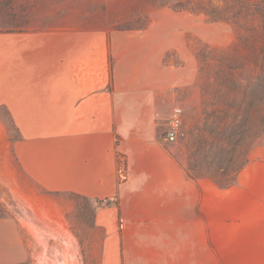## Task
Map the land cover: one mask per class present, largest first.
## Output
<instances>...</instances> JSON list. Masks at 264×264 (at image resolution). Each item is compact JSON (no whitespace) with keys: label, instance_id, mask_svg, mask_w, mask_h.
I'll use <instances>...</instances> for the list:
<instances>
[{"label":"crops","instance_id":"crops-1","mask_svg":"<svg viewBox=\"0 0 264 264\" xmlns=\"http://www.w3.org/2000/svg\"><path fill=\"white\" fill-rule=\"evenodd\" d=\"M32 3L23 0L27 19ZM162 12L148 28L106 31L59 7L53 24L0 31V106L18 131V164L5 169L19 202L55 206L0 210L1 232L15 234L0 239V264H21L30 249L47 245L21 237L19 217L46 232V218L58 216L65 223L57 231H69L62 194L111 202L97 204L86 240L59 264H264L259 149L222 187L210 176L191 177L162 141L163 101L195 78L165 62L184 45L165 34Z\"/></svg>","mask_w":264,"mask_h":264},{"label":"rangeland","instance_id":"rangeland-1","mask_svg":"<svg viewBox=\"0 0 264 264\" xmlns=\"http://www.w3.org/2000/svg\"><path fill=\"white\" fill-rule=\"evenodd\" d=\"M18 1L20 10L14 18L13 2L17 10ZM32 1L27 19L21 12L25 8L23 0H0V31L53 24L56 18L51 12L59 7L66 8L69 18L82 16L85 25L93 23L106 31L148 28L155 12L163 11L165 34L184 45L181 52L176 48L169 50L165 62L189 68L195 74L191 85L180 86L171 92V99L163 101L162 141L171 154L190 176H210L220 185L233 183L253 148L264 156V0ZM175 108L182 109V125L177 139L167 142L164 136ZM249 117L251 131L242 142L240 131ZM17 136L10 111L0 106L2 215L29 208H55L40 201L25 204L15 197L5 164H18L12 148ZM56 198L58 204L69 210L66 222L69 231H57L55 227L65 223L58 216L46 218L52 224L46 232H40L43 229L39 226H31V217L17 218L21 237L27 242L35 240L36 247L47 244V248L30 249L31 257L21 264H59L61 257L75 252L76 241L80 246L86 240L87 226L92 223L93 210L99 202L75 194ZM2 238L14 240L15 234L0 230ZM65 239L68 245L58 249ZM5 252L12 253V249Z\"/></svg>","mask_w":264,"mask_h":264},{"label":"built area","instance_id":"built-area-1","mask_svg":"<svg viewBox=\"0 0 264 264\" xmlns=\"http://www.w3.org/2000/svg\"><path fill=\"white\" fill-rule=\"evenodd\" d=\"M170 126L165 133L164 140L167 142L175 141L178 137L182 125V109L175 108L173 116L170 120Z\"/></svg>","mask_w":264,"mask_h":264},{"label":"trees","instance_id":"trees-1","mask_svg":"<svg viewBox=\"0 0 264 264\" xmlns=\"http://www.w3.org/2000/svg\"><path fill=\"white\" fill-rule=\"evenodd\" d=\"M142 9H140V11H141ZM12 15H13V17L15 18V13H13V11H12ZM18 17H19V15H18ZM18 24V23H17ZM14 29V28H13ZM10 30H12V29H10ZM246 120H245V122H244V125H243V128L241 129V131H240V135H241V141L243 142L244 141V139H245V137H247L248 136V134H249V131H251V128L249 127V122L251 121V119H250V117L249 118H245ZM248 162V161H247ZM247 164V163H246ZM244 167V166H243ZM242 167V168H243ZM241 168V169H242ZM191 177H194V176H191ZM235 181H236V178H235V180L233 181V183L232 184H234L235 183ZM219 184V183H218ZM232 184H226V185H223V184H219L220 186H222V187H229V186H231ZM75 195H77V196H80L79 194H75ZM82 197V196H81ZM99 202V204L100 205H102L103 203H110L111 201L110 200H106V201H104V200H100V201H98ZM115 202H117V200H115Z\"/></svg>","mask_w":264,"mask_h":264}]
</instances>
